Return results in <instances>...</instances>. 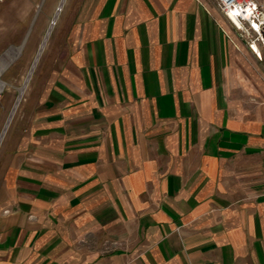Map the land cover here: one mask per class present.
I'll list each match as a JSON object with an SVG mask.
<instances>
[{"label": "crops", "instance_id": "obj_1", "mask_svg": "<svg viewBox=\"0 0 264 264\" xmlns=\"http://www.w3.org/2000/svg\"><path fill=\"white\" fill-rule=\"evenodd\" d=\"M85 1L0 142V264H264V55L206 0Z\"/></svg>", "mask_w": 264, "mask_h": 264}, {"label": "rangeland", "instance_id": "obj_2", "mask_svg": "<svg viewBox=\"0 0 264 264\" xmlns=\"http://www.w3.org/2000/svg\"><path fill=\"white\" fill-rule=\"evenodd\" d=\"M62 1L4 0L0 4V62H8L7 68L0 77L2 83L6 85L0 99V135H2L14 110L20 95V89L25 85ZM206 1L212 9L218 10L214 0ZM91 4V2L85 0L65 1L36 68L24 93H22L21 101L10 123L11 129L19 120L34 121L37 113L23 117L25 107H34L37 111H40V106L48 103L44 102L46 94L52 95L51 93L60 90L70 91L68 85L72 82L70 74L71 57H80L81 53V51L71 49L72 41H75L77 29L83 25V20H85L81 17L82 13ZM237 37L235 38L237 47L241 46L243 41L247 43L246 39ZM22 46L21 53L15 59L12 58L11 52ZM240 46L238 48H241ZM237 51L239 58H248L247 50L244 47ZM11 58L13 61H10ZM252 68L263 70L261 65ZM120 244L111 242L107 247L111 249L106 252H112Z\"/></svg>", "mask_w": 264, "mask_h": 264}, {"label": "built area", "instance_id": "obj_3", "mask_svg": "<svg viewBox=\"0 0 264 264\" xmlns=\"http://www.w3.org/2000/svg\"><path fill=\"white\" fill-rule=\"evenodd\" d=\"M259 59L264 55V3L256 0H214ZM4 0H0V4ZM1 81V80H0ZM2 82V81H1ZM5 87L0 85V99Z\"/></svg>", "mask_w": 264, "mask_h": 264}, {"label": "bare ground", "instance_id": "obj_4", "mask_svg": "<svg viewBox=\"0 0 264 264\" xmlns=\"http://www.w3.org/2000/svg\"><path fill=\"white\" fill-rule=\"evenodd\" d=\"M65 1H66V0H63V1L61 2V5H60V7H59V9H58V13H57V15H56L54 21L51 23L50 30L48 31V34H47V36L45 37L46 39L44 40V42H43V44H42V46H41V48H40V50H39V54H38V56H37V58H36V60H35V62H34V64H33V66H32V69H31V71H30V73H29L27 79H26L25 85H24L23 88L20 89V95H19V98H18V100H17V102H16V105H15V107H14V110H13V112H12V114H11V116H10L8 122H7V125H6V127H5V129H4L3 133H2V135H1V137H0V142H1L2 138L4 137L6 131H7L8 127H9V124H10L11 121H12V118H13V115H14L16 109H17V106L19 105V102L21 101L22 93H24L25 88H26V86H27V84H28V82H29V80H30V77H31V75H32L33 72H34V69L36 68V65H37V63H38V61H39V59H40V56H41V54H42V52H43L45 46H46V43H47V41H48V38H49V36H50V34H51V32H52V29H53V27H54V25H55V23H56V21H57V17H58V15H59V13L61 12V9H62V7H63ZM21 50H22V47L19 48V49L13 50V51L11 52V56H12V58L15 59V58L21 53ZM12 58L10 59V61H13ZM7 66H8V62H5V61L0 62V77H1L2 73L5 71V69L7 68ZM0 85H1L2 87H5V86H6L5 83H2L1 81H0Z\"/></svg>", "mask_w": 264, "mask_h": 264}, {"label": "water", "instance_id": "obj_5", "mask_svg": "<svg viewBox=\"0 0 264 264\" xmlns=\"http://www.w3.org/2000/svg\"><path fill=\"white\" fill-rule=\"evenodd\" d=\"M22 48H23V46H22Z\"/></svg>", "mask_w": 264, "mask_h": 264}]
</instances>
